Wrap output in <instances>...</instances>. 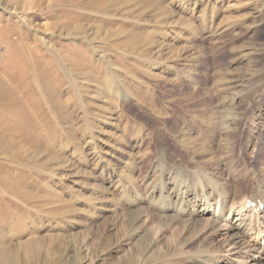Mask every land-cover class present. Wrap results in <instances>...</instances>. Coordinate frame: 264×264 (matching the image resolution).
Wrapping results in <instances>:
<instances>
[{"label": "rangeland", "instance_id": "374dc122", "mask_svg": "<svg viewBox=\"0 0 264 264\" xmlns=\"http://www.w3.org/2000/svg\"><path fill=\"white\" fill-rule=\"evenodd\" d=\"M262 138L264 0H0V247L116 264L149 235L163 259L137 264H248L255 220L234 254L207 218L157 215L174 186L181 214L211 187L264 195Z\"/></svg>", "mask_w": 264, "mask_h": 264}, {"label": "bare ground", "instance_id": "6f19581e", "mask_svg": "<svg viewBox=\"0 0 264 264\" xmlns=\"http://www.w3.org/2000/svg\"><path fill=\"white\" fill-rule=\"evenodd\" d=\"M255 149V158L253 159V161L258 162V160H261L264 150L263 138L259 140V144ZM174 187L165 192V198H169L170 200V204L167 206L166 211H163V214L158 213L157 215L158 225L160 226V229H165L175 224L179 227L183 226L184 228L188 229L193 223H196V226L198 223H203L207 218V228L211 230V234L214 236H222L223 234L226 235L228 239V247L231 248L230 253L233 252L234 254H236V252L234 251H237L240 246L244 245L247 242V237L249 238L250 236H252L255 227H257L259 230H262L264 228V195L261 193L260 189H256L251 198H249L248 200L244 199L240 203L242 209L241 207L236 208V205L239 203L231 201L233 200V194L231 192L225 193L214 187H211L212 192H210L207 196H199L197 192H192L189 193L186 198V211L181 214L180 209H178L177 206L179 205L178 201L180 200V194L184 190L180 193ZM201 200H204V202ZM228 208L230 212L229 215ZM139 211L140 214L137 217V220L138 222L142 221V223H145L146 220H143V218L146 215L142 210ZM135 213L131 212L129 218L130 223L134 224L132 216L135 215ZM232 215L236 217L235 221H230ZM183 216L186 217V219L183 218ZM194 216H196V218ZM253 220H255V223L253 225L254 230L252 227ZM180 237L181 239H175L173 243L166 242V250H169L171 247L177 245L178 243L179 247L186 248L189 243L190 236L187 237V235H184L183 238L182 236ZM40 239L41 238H29L15 244H8L5 246L2 245L0 247V264H50V262L51 264H57V262H59L58 258H49V255L43 252L42 244L39 241ZM154 240V237L150 238L149 235H144L142 238V242L139 241L138 249L127 252L125 255H123L122 259H119L118 263L116 264H137L138 261L142 260H144L146 263H149L155 257L163 259L160 249L153 251V253H151L150 255L146 254L147 251L150 250V248H152L156 243L154 242ZM158 241L159 240H157V242ZM255 244V246L248 250V264H264V242L261 244H259V242ZM201 263L204 264V262Z\"/></svg>", "mask_w": 264, "mask_h": 264}]
</instances>
